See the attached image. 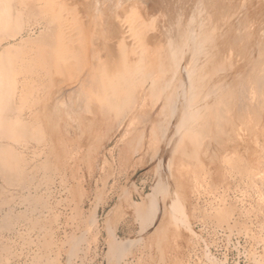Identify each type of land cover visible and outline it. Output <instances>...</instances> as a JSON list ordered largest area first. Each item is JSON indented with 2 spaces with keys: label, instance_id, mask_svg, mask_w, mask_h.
<instances>
[{
  "label": "bare ground",
  "instance_id": "obj_1",
  "mask_svg": "<svg viewBox=\"0 0 264 264\" xmlns=\"http://www.w3.org/2000/svg\"><path fill=\"white\" fill-rule=\"evenodd\" d=\"M104 120H129L124 132L152 141L159 160L179 151L264 190V0H0V185L12 197L0 205L1 232L25 219L17 194L33 203L35 158L73 153ZM159 180L134 204L143 230L160 213Z\"/></svg>",
  "mask_w": 264,
  "mask_h": 264
},
{
  "label": "rangeland",
  "instance_id": "obj_2",
  "mask_svg": "<svg viewBox=\"0 0 264 264\" xmlns=\"http://www.w3.org/2000/svg\"><path fill=\"white\" fill-rule=\"evenodd\" d=\"M128 123L111 130L106 120L95 126L97 138L91 140L96 147L89 156L83 154L91 140L83 136L71 142V154L46 151L33 157L36 184L26 194L33 203L17 194L16 212L23 211L25 219H16L20 228L12 234L0 230L1 244L9 248L0 252V264H35L38 259L47 264H264L263 188L250 187L245 180L230 184L234 177L229 173L220 178L219 169L210 173L204 161L198 168V162L179 151L159 160L152 141L144 139L142 144L132 140L135 131L124 132ZM248 154L240 155L249 161ZM158 161L167 162V172ZM155 180L164 182L165 194L153 199L160 213L152 214L143 230L134 204L152 197ZM7 195L1 187V206L12 202ZM33 208L38 211L33 213ZM117 243L128 248L121 260L109 253Z\"/></svg>",
  "mask_w": 264,
  "mask_h": 264
}]
</instances>
